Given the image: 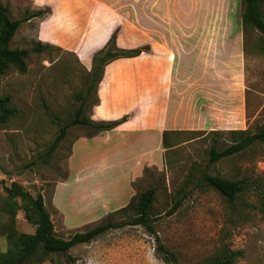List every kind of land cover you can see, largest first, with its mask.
Returning a JSON list of instances; mask_svg holds the SVG:
<instances>
[{
  "label": "rangeland",
  "instance_id": "obj_1",
  "mask_svg": "<svg viewBox=\"0 0 264 264\" xmlns=\"http://www.w3.org/2000/svg\"><path fill=\"white\" fill-rule=\"evenodd\" d=\"M106 2L112 7L107 14L113 13V20L121 18L111 31L116 30V40H132L134 45L140 41L138 31L124 24L128 19L166 50L175 98L171 111H176L170 126L180 131L167 136L171 148L154 149L146 161L139 159L133 168L122 167L120 173L115 154L87 147L74 156L73 143L97 131L72 125L53 154L41 162L39 155L53 141L58 124L73 116L89 82L86 66L73 53L59 48L30 52L26 72L10 68L0 77V94H9L16 109L0 124V251L8 246V228L34 231L19 199L14 198L12 205L6 199L4 186L11 182L33 196L42 195L54 231L63 239L108 220H126L113 212L154 186L151 216L155 236L175 252L180 264H197L222 243L241 252L235 264H264V217L255 188L264 189V143L215 163L207 160L213 142L211 130L218 131L219 147L228 141L230 130L254 131L264 122V56L254 48L255 31L248 38V52H243L241 0ZM0 3L7 6L11 19L39 10L34 0ZM40 10L42 14L22 21L11 48L36 45L37 20L51 11L47 5ZM93 96L90 90L83 110L86 116ZM183 98L185 103L180 102ZM204 172L241 179L252 187L230 206L217 191L195 182ZM177 200L181 203L171 212ZM39 264L164 263L153 235L140 225H124L66 253L51 254Z\"/></svg>",
  "mask_w": 264,
  "mask_h": 264
},
{
  "label": "trees",
  "instance_id": "obj_2",
  "mask_svg": "<svg viewBox=\"0 0 264 264\" xmlns=\"http://www.w3.org/2000/svg\"><path fill=\"white\" fill-rule=\"evenodd\" d=\"M241 26L243 34V52L247 53L250 42L248 38L254 31L258 34L254 41V48L264 56V0H241ZM42 14L41 10L31 12L21 19H11L8 15L7 6L0 3V77L10 68L16 69L20 73L26 72L27 58L30 52H42L54 48L50 44L37 42L32 48H11L10 42L22 23V21ZM116 30L113 31L106 44L95 51L92 56V65L87 70L88 88L81 96V102L75 109L73 116L63 124H58V131L51 144L39 155L41 162L53 154L60 142L64 139L67 129L72 125H82L93 128L95 131L110 130L119 123L126 120V116L113 121H93L89 115H84V108L89 95V91L94 92L92 106L99 102L96 94L98 83L101 81L105 66L118 58L134 57L141 53L149 52V44L136 46L133 48H122L116 43ZM90 89V90H89ZM16 112L12 106L9 94H0V124L6 123ZM264 117V107L262 110ZM180 130H165L162 133V144L164 149L172 146L168 145V135ZM191 132V131H190ZM213 142L210 144L207 160L215 163L222 159L237 155L252 147L255 143H264V122L259 124L254 131L250 130H230L229 138L221 146H217V130H211ZM199 186H205L217 191L230 205L233 206L246 190L250 189V182L241 179H230L208 173H201L195 181ZM2 183V181H0ZM257 198L259 200V210L264 217V189L255 186ZM6 199L10 205L12 200L18 198L21 203V210L27 222L34 226L32 233L18 232L13 227L7 229L8 246L6 250L0 251V264H39L48 260L51 254L66 253L78 244L88 243L106 231L124 225H140L144 227L156 241V250L159 258L164 264H180L174 251L166 248L155 236L152 226L151 207L155 198V187L149 186L132 196L125 206L120 207L112 215H121L126 220L112 222L110 220L95 225L83 232H77L68 239H63L54 231V225L50 214L46 209L41 194L31 195L16 182H11L9 186H4ZM181 200H177L171 212L179 207ZM110 217V215H109ZM239 250H231L229 246L222 243L218 249L210 256L204 258L197 264H235L236 258L240 256Z\"/></svg>",
  "mask_w": 264,
  "mask_h": 264
},
{
  "label": "crops",
  "instance_id": "obj_3",
  "mask_svg": "<svg viewBox=\"0 0 264 264\" xmlns=\"http://www.w3.org/2000/svg\"><path fill=\"white\" fill-rule=\"evenodd\" d=\"M34 1L39 10L45 5L51 9L46 17L37 20V42L73 53L86 70L91 68L94 52L105 45L113 25L121 20H113V13L107 14V8L112 7L106 0ZM124 24L138 31L140 41L135 45L132 40L122 43L117 37V45L131 48L143 42L149 44L150 51L118 58L105 66L96 89L99 102L92 106L89 118L113 121L126 116V120L110 130L97 131L89 138L79 137L72 148L74 156L81 149L85 152L87 147L115 154L111 158L118 163L120 173L122 167L133 168L139 159L146 161L154 149L163 151L162 133L175 130L170 124L176 112L171 111L175 98L170 90L171 66L166 50L132 21L127 19ZM184 98L180 102L185 103Z\"/></svg>",
  "mask_w": 264,
  "mask_h": 264
}]
</instances>
